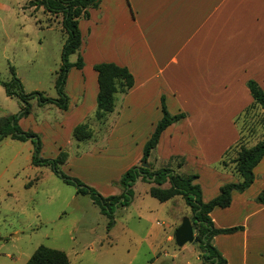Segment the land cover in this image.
Listing matches in <instances>:
<instances>
[{"label": "rangeland", "instance_id": "374dc122", "mask_svg": "<svg viewBox=\"0 0 264 264\" xmlns=\"http://www.w3.org/2000/svg\"><path fill=\"white\" fill-rule=\"evenodd\" d=\"M27 1L0 0V79L11 80L13 67L26 94L41 92L44 96L57 98L56 79L66 34L61 21L54 23L48 11L43 8L33 10L26 6ZM49 22H52L51 26ZM210 47L206 44L202 52H208ZM224 47H221L222 55ZM226 48V57L221 60L201 62L209 63L207 67L214 66L212 75H208L209 72L200 74L201 70L195 66L185 75L187 78L182 75L181 95L190 101L181 105L170 101L169 113L181 109L193 117L206 112L208 116L229 120L250 96L246 86L248 79H254L264 89L263 30L239 31L229 36ZM212 49L213 53L219 54L220 48L216 45ZM78 54L79 51L69 55L68 61L74 63ZM81 68L71 66L67 71L63 85V92L68 97L67 112L52 103L39 104L34 93L29 99L30 113L22 116L18 124L24 131H32L39 137V157L52 159L60 150L67 152L66 161L57 165L60 172L91 186L100 194L111 191L120 194L123 191L119 183L121 175L142 153L139 138L144 124H127L117 144L111 141L108 133L111 120L119 115L116 110L120 109V102L115 101L117 109L107 115V121L96 119V105L93 106L95 71L93 66L92 69ZM20 105L19 98L7 95L0 85V117L18 114ZM138 111L140 116L144 113V110ZM243 116L245 120L239 125L243 138L220 162H217L219 149L230 141L227 136L223 138L224 124H195V133L182 125V133L169 129L162 135L158 147L151 151L147 160L156 164L151 165V170L171 166L179 173H197L194 183L199 185L202 199L208 201L217 195L223 183L241 180L235 175V165H230L231 173L221 170L222 166L233 162L239 145L249 146L264 138V111L255 106ZM144 118L153 119L147 115ZM84 122L92 129V136L77 140L73 137V128ZM172 126L180 125L176 122ZM188 127L193 130L192 126ZM34 154L35 145L30 139L7 136L0 140V264H24L39 245L64 251L69 264L208 262L202 257L198 240L183 246H177L174 241V231L182 218L192 216L180 196L159 201L148 193L152 181L139 178L132 186L129 203H115L110 218L88 194L76 193V184L63 181L51 166L33 164ZM172 154L174 156L168 159ZM179 154L184 158V167L178 171ZM257 182L253 191L259 189L260 178ZM237 201L236 198L228 208L216 209L213 215H217V223L242 224L251 206L238 205ZM194 235L198 239L195 229ZM238 242H234L238 245L231 256L233 264H239L246 251ZM251 254L249 247L247 261L253 257Z\"/></svg>", "mask_w": 264, "mask_h": 264}, {"label": "crops", "instance_id": "0c3cea01", "mask_svg": "<svg viewBox=\"0 0 264 264\" xmlns=\"http://www.w3.org/2000/svg\"><path fill=\"white\" fill-rule=\"evenodd\" d=\"M31 8L38 10L42 7ZM49 14H51L50 17L54 23H60L61 14L50 12ZM48 25L51 26L52 22H49ZM78 27L82 39L79 50L83 60L81 69L86 67L92 69V66L99 62H114L126 66L134 79L132 87L126 93L115 94L113 111L98 120L107 121V115L117 109L115 101L120 102V109L116 110L119 115L111 120L108 138L117 144L116 141L120 140L124 132L123 128L127 124H144L143 134H140L139 138L143 148V144L162 115L160 110L161 95L164 96L167 108L170 101L180 105L190 101L181 95L183 93L181 83L184 85L181 79L182 75L187 78L185 75L189 74L193 66L198 67L202 75L207 72H209L208 75H212L211 70L214 66L207 67V64L210 65L209 63L201 62L203 60L217 62L223 56L226 57L229 36H233L235 33L255 29L256 32L263 30L264 34V0H101L98 7L89 10V18L79 20ZM62 29L64 30L63 26ZM206 44L211 47L205 53L202 51ZM215 45L218 49L220 48L219 54L212 52V46ZM222 46H225L224 55L221 54ZM94 82L96 84H93V106L96 105L98 92L96 71L93 75ZM251 103L252 97L249 96L246 104L238 107L239 110L232 113L229 120L215 115L208 116L206 112L193 117L182 109L186 116L177 122L180 126L174 128L172 126L174 123L169 125L162 132L154 149L158 147L166 130L173 129L175 133H182L184 126V129L188 128L195 133L193 128L195 124H224L223 138L227 136L230 141L219 149L217 162H220L230 148L243 138L239 125L245 120L243 113ZM149 109L154 110L148 112ZM138 110H144V113L140 116ZM177 110L181 111V109ZM204 110L206 111V109ZM63 111L67 112L68 107ZM145 115L153 119L148 120L144 118ZM147 124H149L148 128H146ZM188 126H192L193 130ZM171 156L174 154L169 155L168 159ZM179 156L181 155L179 154ZM141 157L142 153L138 154L136 163L133 162L130 166L138 164ZM154 165L156 166V164ZM230 165H235V163L222 166L221 170L231 173ZM176 167L179 171L184 167V163L180 167L177 165ZM128 168L126 167V170ZM260 168L263 169L259 170ZM253 172L254 181L247 189L243 192L232 191L231 204L237 198L238 205L251 206V210L244 215L241 224L243 229L233 233L217 234L212 238V243L226 259L225 264H233L231 256L234 247L238 245L234 243L238 242V238H240L238 243L246 250L243 251V258L239 264H264V204L254 200L257 193L264 188V156L254 167ZM235 173L240 177L236 171ZM258 178H260L261 184L259 189L253 191V185ZM139 180L138 178L137 182ZM167 185L168 183H164L162 187ZM102 195H117V193L111 191ZM176 196L179 195L170 199H174ZM217 208L220 207H214L209 213L214 226H230L217 223V215L216 217L213 215ZM249 247L252 249L253 257L247 261L246 253ZM205 264H209V262Z\"/></svg>", "mask_w": 264, "mask_h": 264}, {"label": "trees", "instance_id": "16d2710c", "mask_svg": "<svg viewBox=\"0 0 264 264\" xmlns=\"http://www.w3.org/2000/svg\"><path fill=\"white\" fill-rule=\"evenodd\" d=\"M101 0H28L27 7L39 8L54 13L61 14V23L67 34L62 47V64L60 73L56 79V88L59 96L51 98L44 96L41 92H34L38 98L39 104L52 103L61 110L68 107V97L63 92V85L67 76L69 67L75 66L81 68L83 60L78 54L74 63L68 61V56L79 51L82 39L78 27L80 19L89 18V10L98 7ZM97 73L98 92L96 96V109L94 116L96 119H102L107 113L113 111L114 99L116 93H126L133 85L134 79L132 73L126 66L118 65L114 62H99L93 65ZM12 77L9 81L0 79V85L5 89L7 95L19 98L20 112L18 114H7L0 117V140L4 137H11L18 140H28L35 145V154L32 158L33 164H46L51 166L53 171L67 183L76 184V193L88 194L94 203L100 206L101 211L110 218L113 215L114 205H126L132 198V186L138 178L154 177L148 193L159 201H166L175 195L183 198L185 204L190 208L192 216L189 217L193 228L198 233V241L202 248V257L209 264H225L226 259L221 255L212 243L213 236L221 233H233L243 229L242 225L215 227L209 213L214 207L225 208L231 204L232 191L243 192L254 181V167L264 156V139L258 140L251 146L239 145L236 155L233 159L235 171L241 177L238 181H229L219 187L217 195L204 201L202 192L194 180L198 177L197 173L183 174L175 171L168 166L159 167L151 170V164L147 161L151 151L157 146L162 132L171 124L179 122L185 116V112L169 113L164 101V96L160 97L161 117L156 122L150 136L143 144L142 157L140 163L148 162V167L141 164L129 167L121 175L119 183L123 191L117 195L104 196L97 192L91 186H88L76 178H71L60 172L58 164H62L67 159V152L60 150L57 157L52 159L38 156L40 151V139L32 131H24L18 124L19 119L31 111L29 99L32 94H26L20 80L16 77L13 67H11ZM246 86L252 97V103L246 108L245 112L258 106L264 111V89L257 81L248 79ZM243 113V114H244ZM73 137L77 140L89 139L92 136V129L89 124L84 122L76 125L72 131ZM231 149V148H230ZM180 157V156H179ZM177 164L180 167L184 163V158L180 157ZM164 183L167 186L162 187ZM257 203L264 204V188L261 189L254 199ZM24 264H69L66 253L62 250L51 248L45 245H39Z\"/></svg>", "mask_w": 264, "mask_h": 264}, {"label": "water", "instance_id": "95a60500", "mask_svg": "<svg viewBox=\"0 0 264 264\" xmlns=\"http://www.w3.org/2000/svg\"><path fill=\"white\" fill-rule=\"evenodd\" d=\"M143 167H148L147 162L141 164ZM149 180H153L154 177H146ZM174 241L177 246H183L186 243L197 242V237L194 235V228L189 217L184 216L179 226L174 231Z\"/></svg>", "mask_w": 264, "mask_h": 264}]
</instances>
